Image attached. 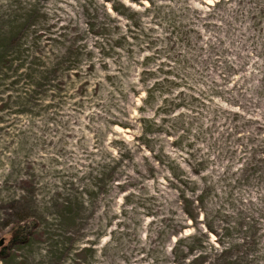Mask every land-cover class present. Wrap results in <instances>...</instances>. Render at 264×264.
<instances>
[{
    "label": "rangeland",
    "instance_id": "rangeland-1",
    "mask_svg": "<svg viewBox=\"0 0 264 264\" xmlns=\"http://www.w3.org/2000/svg\"><path fill=\"white\" fill-rule=\"evenodd\" d=\"M2 238L0 264H264V0H0Z\"/></svg>",
    "mask_w": 264,
    "mask_h": 264
},
{
    "label": "trees",
    "instance_id": "trees-1",
    "mask_svg": "<svg viewBox=\"0 0 264 264\" xmlns=\"http://www.w3.org/2000/svg\"><path fill=\"white\" fill-rule=\"evenodd\" d=\"M100 44H101V47L100 48L102 50H104L108 46V50L109 51L106 53L107 55H109L110 52H112L114 50H117L116 46L118 44H116L114 46H113V44H109V43L108 44H106V43H100ZM28 231H29L28 228H25V227H20V226L19 227H15L14 228V231H13V239H12L13 242H14L13 244L17 245V244L25 243L26 242V235L28 236V233H27ZM0 257L6 258V257H4L2 255ZM234 259H233V264H250V261L247 259V257L245 255L243 256L242 252H240L239 257L234 258Z\"/></svg>",
    "mask_w": 264,
    "mask_h": 264
},
{
    "label": "flooded vegetation",
    "instance_id": "flooded-vegetation-1",
    "mask_svg": "<svg viewBox=\"0 0 264 264\" xmlns=\"http://www.w3.org/2000/svg\"><path fill=\"white\" fill-rule=\"evenodd\" d=\"M2 239H4V242H3V244L2 245H0V248H2V247H5L6 246V239L5 238H2ZM1 240V239H0Z\"/></svg>",
    "mask_w": 264,
    "mask_h": 264
},
{
    "label": "water",
    "instance_id": "water-1",
    "mask_svg": "<svg viewBox=\"0 0 264 264\" xmlns=\"http://www.w3.org/2000/svg\"><path fill=\"white\" fill-rule=\"evenodd\" d=\"M3 242H4V239H1V240H0V245H2V244H3Z\"/></svg>",
    "mask_w": 264,
    "mask_h": 264
}]
</instances>
